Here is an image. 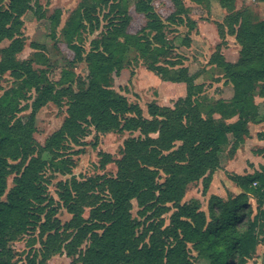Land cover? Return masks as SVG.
Instances as JSON below:
<instances>
[{
  "label": "trees",
  "instance_id": "obj_1",
  "mask_svg": "<svg viewBox=\"0 0 264 264\" xmlns=\"http://www.w3.org/2000/svg\"><path fill=\"white\" fill-rule=\"evenodd\" d=\"M190 1L209 5L212 0ZM217 1L229 12L226 31L235 37L240 51L233 64L220 55L212 60L232 85L233 96L228 102L214 103L204 116L197 100L202 92V85L195 83L198 74L189 75L165 38L167 25L195 29L182 0H171L172 11L165 19L155 10L154 0H136L131 7L128 0H82L65 30L68 42L84 23L92 26L91 13L97 7H106L111 18L84 58L82 49L71 46L75 61H84L88 69L87 84L80 82L76 92L70 86L74 75L68 70L62 71V88L56 90L57 81L34 71L29 62L16 60L24 45L21 18L31 10V0H8L5 6L0 0V43L10 42L0 50V80L5 73L13 79L0 95V264H13L11 243L37 228L41 249L31 256L30 264H46L63 249L69 258L77 254L71 264H193L190 250L208 264H246L255 254L258 231L264 229V173L229 176L240 193L226 201L211 195L208 214L196 199L182 203L187 188L199 181L205 195L220 167L221 153L227 149L234 155L249 137L248 125L264 123L254 102L256 96L264 99V23L251 24L244 13L234 10L233 0ZM131 9L144 20L134 33L128 31ZM219 33L223 36V30ZM130 50L163 81L184 84L185 97L173 108L148 104L146 118L137 104L116 94L110 88L111 74L121 70ZM63 98L68 101L64 122L44 147H37L32 138L37 111L49 101L60 106ZM31 99L28 120L18 122L20 103ZM90 128L98 134L141 135L124 142L115 177L80 181L71 176L66 144L78 145ZM257 138L264 140V132ZM104 157L111 160L107 154ZM47 169L71 176L58 183L59 201L71 215L64 224L46 195ZM10 175H15L14 185L6 192ZM250 198L257 204L255 213ZM133 200L140 216L151 213L140 233L141 223L131 216ZM84 208H89L87 219ZM171 210L167 225L161 220L155 223ZM84 242L88 245L79 250Z\"/></svg>",
  "mask_w": 264,
  "mask_h": 264
},
{
  "label": "rangeland",
  "instance_id": "obj_2",
  "mask_svg": "<svg viewBox=\"0 0 264 264\" xmlns=\"http://www.w3.org/2000/svg\"><path fill=\"white\" fill-rule=\"evenodd\" d=\"M81 1L31 0V10L27 11L21 18L23 22L21 36L24 45L21 52L16 55V60L29 62L34 71L37 73L42 71L48 75L50 81H57L59 85L56 84L54 86L56 90L62 88L60 84L63 82V79H61L63 70L73 73L74 78L70 86L75 92L80 82L87 84V64L84 61H75L77 59L71 46L75 45L82 49V57L84 58L90 50L91 42L99 38L100 33L106 28L108 19L111 18L106 7H97L91 13L94 19L92 26L84 23V29H80L78 35H75L68 42L65 30H67L71 19L81 6ZM233 1L234 10L244 13L251 24L264 23V2L258 0ZM135 2L136 0H128L130 7ZM182 2L188 9L189 19L196 24L195 29L189 31L186 25H167L164 29L165 38L174 53L179 56L181 65L187 68L189 75L198 74L195 83L202 85V92L197 97V100L200 112L205 116L214 103L217 101L228 102L233 96L232 85L225 80L223 70L213 64L212 60L216 55H220L225 62L236 63L239 58L240 47L235 37L227 34L226 18L229 12L217 0H212L209 5H196L190 0H182ZM7 3L8 0H3L2 6ZM154 6L162 19H165L172 11L171 0H154ZM130 16L132 17V25L128 31L129 33H134L144 24V20L133 9L130 10ZM96 19L98 25H96ZM220 29L223 30V36L219 33ZM185 38L188 40L187 44L185 43ZM9 44V41L1 42L0 50L8 47ZM161 63L163 64L165 61H161ZM123 64L121 70L118 72L114 71L111 74L110 88L116 94L125 97L129 104H137L146 118L148 117V104L155 103L161 107L173 108L178 99L185 97L186 88L184 84L165 82L154 73L148 71L142 59L133 50L127 53ZM12 80L9 73H5L2 76L0 80V95L11 87ZM67 102V99L63 98L61 105L57 106L54 102L49 101L37 111L34 119V133L32 134L37 147H44L51 135L61 127L67 115ZM254 102L257 105L259 114L264 115V99L256 96ZM31 103L32 99L20 103L23 109L17 113L15 120L20 123H25L28 120L31 114ZM214 116L215 118L219 117L218 115ZM235 121L236 119L234 118L229 120L228 123L231 124ZM249 128L255 137L256 132L264 130V123L249 124L248 130ZM139 136H141L139 132L98 134L93 128H90L89 134L82 138L78 145L66 144V146L70 147L66 156L72 163L71 176L76 177L80 181L95 177H115L117 174L115 162L121 158L124 142L128 138H138ZM151 136L156 137L157 135ZM253 138L248 137V141L239 146L236 152L240 150L238 152L240 154V162L229 171H225L223 165L225 166L226 160L233 157V155H229L228 150L225 149L219 158V171L216 170L213 173V183L211 181L212 186L210 184L207 193L205 195L202 194V185L199 181L187 188L182 203H188L196 199L200 202V209L208 214V199L211 195L218 196L225 201L236 196L235 193L230 191V187H225V183L236 187L229 179V176H242L247 172L251 173V175L254 172L264 173V143L261 146L259 143L257 145ZM104 154L110 156L111 160L109 162H107ZM43 158L49 159L48 155H44ZM250 161L253 163H250ZM71 176H62L54 173L52 169H47L43 173L46 195L48 198L53 199L51 207L56 209V218L60 220L61 224L68 222L71 219V215L67 213L59 201L57 195L59 192L58 183L70 180ZM14 178L15 175H10L7 178L6 192L13 187ZM161 178L164 179L163 176ZM253 186L255 185L253 184ZM3 200H5V196ZM131 204L132 218L141 223L138 230V233H140L142 224L147 226L146 217L151 213L140 216L139 211L141 209L137 206L136 201L133 200ZM249 204L255 213L257 206L255 200L250 198ZM172 211L166 213L160 219H156L155 223L157 224L161 220L164 225H167ZM88 216L89 208H84L83 218L87 219ZM38 232L37 228L21 237L18 241L11 243L15 253L13 264H30L31 256L34 252H38L41 249ZM257 237L256 252L246 261V264H264V229L258 231ZM87 245L88 243L84 242L79 250H84ZM190 254L193 264H208V261L204 257L198 256L195 251L190 250ZM73 259H77V254L69 258L66 256V250L63 249L61 253L48 258L46 264H71Z\"/></svg>",
  "mask_w": 264,
  "mask_h": 264
},
{
  "label": "crops",
  "instance_id": "obj_3",
  "mask_svg": "<svg viewBox=\"0 0 264 264\" xmlns=\"http://www.w3.org/2000/svg\"><path fill=\"white\" fill-rule=\"evenodd\" d=\"M264 132V130H260L259 132H256L255 134H256V136L254 137V134H253V132L252 131H250V128H249V137H251V138H253V140L255 141V142H257V145H258V143H259V145L261 146L263 143H264V141H261V140H258V138H257V134L258 133H261V132ZM246 142L248 141V138L245 140ZM238 152H240V150L238 151ZM238 152H236L235 153V155H233V157H231V158H229V159H227L226 160V165L224 166L223 165V167H224V169H225V171H229V170H231V168H234L235 166H236V164H238L239 162H240V158H239V155L240 154H238ZM250 163H253L252 161H250ZM222 166V165H221ZM256 167V166H255ZM219 171V170H218ZM248 174H251V173H244L243 175H248ZM231 175V174H230ZM214 177H215V175L213 176V180H214ZM212 183H213V181H212ZM212 183H211V186H212ZM231 184H229V183H225V187H227V188H229L230 187V191L232 192V193H235L236 195L238 194V193H240V189L239 188H237V187H235V186H230ZM210 186V185H209Z\"/></svg>",
  "mask_w": 264,
  "mask_h": 264
},
{
  "label": "built area",
  "instance_id": "obj_4",
  "mask_svg": "<svg viewBox=\"0 0 264 264\" xmlns=\"http://www.w3.org/2000/svg\"><path fill=\"white\" fill-rule=\"evenodd\" d=\"M254 185H256V184L254 183Z\"/></svg>",
  "mask_w": 264,
  "mask_h": 264
}]
</instances>
